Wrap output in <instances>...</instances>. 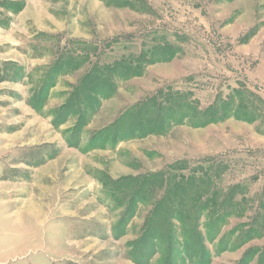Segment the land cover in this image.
Returning <instances> with one entry per match:
<instances>
[{
    "label": "rangeland",
    "instance_id": "1",
    "mask_svg": "<svg viewBox=\"0 0 264 264\" xmlns=\"http://www.w3.org/2000/svg\"><path fill=\"white\" fill-rule=\"evenodd\" d=\"M6 221V262L264 264V0H0Z\"/></svg>",
    "mask_w": 264,
    "mask_h": 264
},
{
    "label": "crops",
    "instance_id": "2",
    "mask_svg": "<svg viewBox=\"0 0 264 264\" xmlns=\"http://www.w3.org/2000/svg\"><path fill=\"white\" fill-rule=\"evenodd\" d=\"M26 212H27V214L34 215V216H31L32 220H36V221H33V222H36V224H35L36 226L35 225L34 226L38 230L40 228V231H42L41 234H43V232H44L43 231V226H42V223L40 224V222H43V221H38L39 220V216L43 215V206L36 204L31 209H27ZM5 216L8 218V220H10L11 216L9 217V216H7V214ZM41 219L43 220V218H41ZM13 228H14V225L11 222L8 223V221H6V222L2 223V226L0 225V236L13 237V235H14V233L12 231ZM28 243H31V245L33 247H38L39 246L38 245V239L37 240H30V241H28ZM4 245H6V244H4ZM6 248H7L6 246L0 245V252L1 253L5 252ZM9 250L12 251V248H9ZM0 264H29V263L23 262V261H15V262L9 261V262H6V261H3V260H0Z\"/></svg>",
    "mask_w": 264,
    "mask_h": 264
},
{
    "label": "trees",
    "instance_id": "3",
    "mask_svg": "<svg viewBox=\"0 0 264 264\" xmlns=\"http://www.w3.org/2000/svg\"><path fill=\"white\" fill-rule=\"evenodd\" d=\"M220 104H224L222 106H219V103L216 104H212L210 105L203 113H201L200 115H198L197 120L198 123L203 125V124H207V123H212L216 120H219L218 115H217V108L219 109L218 113L220 112V108H225L227 109L228 103L225 101H221Z\"/></svg>",
    "mask_w": 264,
    "mask_h": 264
}]
</instances>
